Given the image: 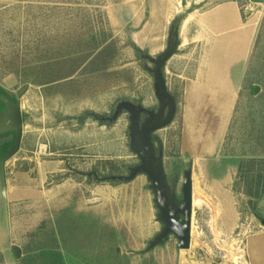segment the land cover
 I'll return each instance as SVG.
<instances>
[{"label": "rangeland", "instance_id": "1", "mask_svg": "<svg viewBox=\"0 0 264 264\" xmlns=\"http://www.w3.org/2000/svg\"><path fill=\"white\" fill-rule=\"evenodd\" d=\"M219 1L237 3L257 30L225 159L203 170L191 154L183 63L164 68L176 110L152 134L176 202L188 170L203 201L192 209L190 249L179 250L173 235L153 245L163 225L146 176L99 180L128 177L139 164L128 105L157 114L155 63L171 34L180 42L185 18L213 0H0V96L19 103L23 127L6 163L7 210L0 195V264L253 263L248 240L264 236V2ZM13 142L0 136V162ZM252 256L259 264L264 251Z\"/></svg>", "mask_w": 264, "mask_h": 264}, {"label": "crops", "instance_id": "2", "mask_svg": "<svg viewBox=\"0 0 264 264\" xmlns=\"http://www.w3.org/2000/svg\"><path fill=\"white\" fill-rule=\"evenodd\" d=\"M213 4L194 9L185 18L180 42L175 37L177 55L165 67L169 72L173 61L183 63L177 76L182 83V126L195 163L201 164L203 170L212 169L211 165L225 159L219 155L233 120L257 31L252 20L243 19L237 3L213 0ZM185 49L190 50L189 55ZM261 239L264 240L262 234L248 240L252 264H256L255 259L258 261L252 256L257 248L264 251V247H259ZM263 260L258 263L264 264Z\"/></svg>", "mask_w": 264, "mask_h": 264}, {"label": "water", "instance_id": "3", "mask_svg": "<svg viewBox=\"0 0 264 264\" xmlns=\"http://www.w3.org/2000/svg\"><path fill=\"white\" fill-rule=\"evenodd\" d=\"M250 1L256 4L264 2V0ZM172 36L173 34L170 35L167 50L155 63V93L160 105L157 114L142 108H135L130 104L128 105L132 114L130 126L131 150L137 156L139 164L131 169L128 177L111 176L99 181L130 182L138 175L146 176L151 184L154 203L159 212L158 220L163 225V229L153 245L162 243L168 236L173 235L178 240L179 250H189L191 246L193 216L192 173L190 170L185 172L182 186L183 200L177 203L171 193L164 169L156 156L152 143V134L168 126L172 122L176 110L175 102L167 92L163 76L165 65L176 50L175 36ZM26 89L27 86H24L19 92V96H22ZM0 103L3 108L0 110V136L7 134L14 135L13 144L6 151L0 162V195L5 202L7 210L6 163L20 150L23 127L19 103L11 102L3 96H0ZM141 114L147 115V119L142 125L140 124ZM93 175L98 179L95 174Z\"/></svg>", "mask_w": 264, "mask_h": 264}, {"label": "bare ground", "instance_id": "4", "mask_svg": "<svg viewBox=\"0 0 264 264\" xmlns=\"http://www.w3.org/2000/svg\"><path fill=\"white\" fill-rule=\"evenodd\" d=\"M192 196H193V193H192ZM192 203H193L192 204V209H193V207H198L199 205H201L203 203V201H202V199H198V198H195V196H193Z\"/></svg>", "mask_w": 264, "mask_h": 264}, {"label": "trees", "instance_id": "5", "mask_svg": "<svg viewBox=\"0 0 264 264\" xmlns=\"http://www.w3.org/2000/svg\"><path fill=\"white\" fill-rule=\"evenodd\" d=\"M1 94H2V91L0 90V95H1ZM0 105H1V103H0ZM12 144H13V143H12ZM12 144L6 146L5 149L8 150L9 147H10ZM261 163H262V162H261ZM260 180H261V179H260ZM259 186H260V185L258 184V187H259ZM263 192H264V183H263V186L260 187V190H257V195H259V194H261V193H263Z\"/></svg>", "mask_w": 264, "mask_h": 264}, {"label": "flooded vegetation", "instance_id": "6", "mask_svg": "<svg viewBox=\"0 0 264 264\" xmlns=\"http://www.w3.org/2000/svg\"><path fill=\"white\" fill-rule=\"evenodd\" d=\"M3 108H2V105H0V110H2Z\"/></svg>", "mask_w": 264, "mask_h": 264}]
</instances>
